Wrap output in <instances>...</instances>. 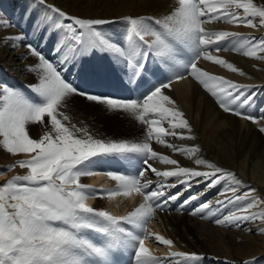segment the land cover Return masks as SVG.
<instances>
[{
  "label": "snow or ice",
  "instance_id": "1",
  "mask_svg": "<svg viewBox=\"0 0 264 264\" xmlns=\"http://www.w3.org/2000/svg\"><path fill=\"white\" fill-rule=\"evenodd\" d=\"M38 3L46 5L52 15L46 13L36 29L47 26L49 34H60L52 49L55 60L32 43L23 44L27 37L22 32L0 36V41H7L12 48L23 45L31 57L37 58L35 64L26 65L36 75L35 82L26 86L32 95L0 83V149L26 157L5 166L8 171L23 169L24 174L0 183V264H202L204 257L196 252L170 251L158 257L145 241L154 236L158 243L173 246L172 239L147 232L146 225L157 210H164L170 203H175L179 212L199 200L203 193L190 195L182 202L181 197L193 184L203 181H207L206 189L223 182L218 193L223 199L215 204H230L234 210L218 215L220 207L213 208L205 201L193 207L190 215L225 227L264 222V210L253 211L264 204V199L254 195L255 189L238 194L245 185L235 173L195 157L199 151L196 147H177L166 140L194 139L176 131L190 133L192 129L166 94L173 81L186 77L202 85L224 112L253 123L264 119V110L260 117L247 111L253 99L248 94L250 86L198 66L200 60H205L245 75L212 54L222 48L264 60V37L206 27L210 23L264 27V4L254 0H176V6L160 16L123 17L126 31L113 35L101 28L112 21L69 15L47 4V0ZM11 26L9 20L0 17V28ZM94 57L106 59L108 64L94 61ZM69 67L74 69L73 79L66 75ZM112 72L118 74L121 85L131 86L134 98L97 95L82 87L102 83ZM75 96L133 114L145 126L144 139L105 140L77 127L62 111ZM31 125L43 126L46 131L33 138ZM259 131L264 132V125ZM152 141L209 170L181 166L178 160L155 151ZM153 161L173 167L160 170ZM112 163L119 167L111 168ZM101 168L115 187L98 191L82 183V177L95 175ZM149 173L163 179L154 182L148 178ZM169 178H175V183ZM178 184L183 191L173 193ZM133 193L142 200L124 215L87 203L90 197H128ZM256 231L264 234V226Z\"/></svg>",
  "mask_w": 264,
  "mask_h": 264
},
{
  "label": "bare ground",
  "instance_id": "2",
  "mask_svg": "<svg viewBox=\"0 0 264 264\" xmlns=\"http://www.w3.org/2000/svg\"><path fill=\"white\" fill-rule=\"evenodd\" d=\"M254 2L258 5L264 4V0H254ZM47 4L55 5L69 15L112 21L113 23L101 26V28L113 35H118L126 31V24L123 21V17L128 15L160 16L175 7L176 0H47ZM240 11L242 13V10ZM46 13L52 15L46 5L39 4L38 0H0V17L6 18L7 20L11 18V21H9L11 25H13L7 28H0V36L9 34L15 35L22 32L27 37L23 44L32 43L50 60H55L52 49L57 43L60 35L59 32L52 31L51 34H49V28L47 26H42L39 30L35 27L37 24L42 23V18ZM256 22H259L258 18ZM207 28H209V30L239 32L256 38L264 37V27L249 28L243 25L235 26L226 23H215L211 24L209 27L207 26ZM30 33L33 34L31 35ZM49 42V45L46 44ZM45 48L47 50H45ZM222 51L223 52L220 53H215L213 51L212 54L232 63L235 67L241 69L245 75L241 76L238 73L230 72L219 65L205 60L202 62L199 61L200 63H198V66L210 74L225 77L241 85H248L251 91H262L261 93L264 94V60L245 57L242 53L232 51L231 49L228 50L229 52H226L227 50L222 48ZM96 59L98 58H93L94 61ZM103 61L108 64L106 59H103ZM36 62L37 58L31 57L28 54V49L23 45L12 48L7 41H0V83L19 88L26 94L32 95L26 86L35 82L36 75L35 73L29 72L26 65L35 64ZM70 68L71 67H69V69ZM72 70L74 71L73 68ZM187 78L190 79L191 77H186V79ZM193 80L192 85L190 84L191 82L185 79L172 84L170 90H166V94L174 100L175 106L183 112L184 117L188 120L192 129L190 133H188L187 130L181 129H177L176 131L183 132L185 135H190L194 137V139L167 137V142L175 144L177 147L198 148L199 151L195 154V157L205 159L218 167L230 170L243 181L245 187L240 190V193L247 192L244 190L251 187V189L256 190L254 193L255 195L259 194L260 197L264 199L263 132L258 131L255 127L256 124L250 120L245 122L242 129L240 118L231 113L224 112L216 103L215 98L212 97L202 85ZM259 97L260 96L255 97L253 102L257 101L260 103ZM87 103L90 105H87ZM92 104L99 105V107L102 105L103 107L106 106L101 103L88 101L84 97L75 96L68 102L67 108L62 109V111L71 117V123L87 129L88 132L96 138L105 140H113L112 138H115L116 140L115 136L111 137L104 133L92 131L87 121L85 124L82 115L77 111V107L84 106L86 110H88L92 108L90 107ZM185 104L188 105L187 108H185ZM107 109L108 110H104L105 114L119 121L121 124V129L117 132L118 134L135 135L134 129L138 124L142 125L138 123L131 113L122 110H111L108 107ZM262 110L263 108H260V112ZM80 111H82V108ZM256 111H258L257 108ZM192 114L197 115L196 119L189 121V117ZM259 122L264 125V119H261ZM221 123H224L227 129L219 130ZM42 128L43 126L38 125L30 126V133L33 138H39V135L43 134L44 128ZM137 135L140 137L139 134ZM143 139L144 136L140 141ZM152 146L158 153L168 155L170 158L178 160L181 166H187L201 171L209 170L204 166H197L194 163V159H190L188 156L178 152H173L171 149L157 144L155 141H152ZM22 156L23 154L20 156H12L0 149V170H3V175H6L7 179L13 175L24 174L25 170L23 169L14 168L8 171L5 167L14 163L15 160L24 157ZM151 163L160 170L173 167L161 164L159 161H153ZM85 177H87V181L91 182L92 185L97 184L98 188L95 186L94 188L98 191L108 186V182L101 178L100 173ZM85 177H82L81 181H83ZM148 178L152 179L154 182L163 179L151 173H149ZM169 179L171 182L175 183V178ZM84 184L87 183L84 182ZM111 184L115 187L113 181H111ZM206 184L207 181L193 184L188 191L183 193L181 202L195 192V194L201 193L197 191H200L202 187H204L206 191L208 190L207 192L217 189L220 192L224 187V184L221 183L212 189H206ZM173 191H183V186L178 184L177 188L172 189V192ZM229 195L231 194L229 193ZM205 196L206 194L202 195L199 200L194 201L193 204L187 206L183 211H176L175 203H170L169 207L157 211L156 216L161 223V229L155 223L158 228H156V231H158L157 234H164L166 238L172 239L177 248L182 251L200 254L204 257L203 260L208 261L211 258H215V264H225L231 260L237 262L250 259L260 254L264 255V246L260 244L264 243V237L252 238L243 233L246 230L242 232L238 231L237 227L218 226L208 219H201L199 216L190 215L189 212L192 210L191 208L205 202ZM217 199H223V197L217 196L211 199L213 200L210 201L213 208L220 207L215 204ZM92 201L94 202L92 206L108 210L114 215H120L122 212L124 215L139 203L136 200L135 193L128 197L116 196L108 198L106 195L103 197H90L87 203L91 204ZM171 207H174L175 210H169ZM232 210H234V206L227 204L220 207L218 215H227ZM253 211H256V208H254ZM245 223H252L247 229L250 227L254 228V230L257 229L256 226L258 224H255V222ZM146 245L148 244L146 243Z\"/></svg>",
  "mask_w": 264,
  "mask_h": 264
},
{
  "label": "rangeland",
  "instance_id": "3",
  "mask_svg": "<svg viewBox=\"0 0 264 264\" xmlns=\"http://www.w3.org/2000/svg\"><path fill=\"white\" fill-rule=\"evenodd\" d=\"M10 11H11V8H10ZM9 20L11 21V18H9ZM209 26H211V23L209 24ZM208 26V27H209ZM209 29V28H208ZM31 35L33 34V33H30ZM30 35V36H31ZM49 39V38H48ZM26 41V40H25ZM51 42V41H50ZM50 42L49 43H46V44H50ZM46 49V48H45ZM47 50V49H46ZM222 51V50H221ZM221 51H219L218 53H220ZM215 52V51H214ZM226 52H229V51H226ZM216 53V52H215ZM44 54V53H43ZM203 60H200V62H202ZM199 62V63H200ZM192 78H190V79H188V82H191L190 84L192 85ZM193 81H195V80H193ZM256 93L254 92L252 95L253 96H256L255 95ZM262 95H260V97L259 98H261L264 94L263 93H261ZM263 98H264V96H263ZM201 103V102H200ZM89 103H87V105H88ZM90 105V104H89ZM90 107H92V108H90V109H88V110H86V107H84V106H78L77 107V111H78V113H80L81 115H82V118H83V120H84V122H85V124H86V121L88 122V124H89V126H90V128L92 129V131H94V132H97V133H104L105 135L107 134V135H109V136H115L116 137V140H130V141H134V142H139L140 141V139L141 138H143V136H145V126L144 125H137V127L136 128H138V129H134L135 131V135H133V134H131V135H124V134H122V133H120V134H118L117 132H118V130H120L121 129V124H120V122L119 121H117V120H115V119H113L112 117H110V116H108L107 114H105V112H104V110H108L107 109V106H104L103 107V105L102 106H100L99 107V105L97 106L96 104H92ZM188 107V105L187 104H185V108H187ZM81 108H82V111H80L81 110ZM196 116L197 115H190V117H189V121H192V120H194V119H196ZM240 120H241V123H242V129H243V127H244V125H245V122H247V120H245V119H243V118H241L240 117ZM260 121V120H259ZM138 123H140L139 121H138ZM141 124V123H140ZM256 125H255V127L258 129V131H259V127L260 126H262V124L260 123V122H258V123H255ZM78 127V126H77ZM80 127V126H79ZM81 128V127H80ZM43 129V128H42ZM222 129H227V126L224 124V123H221V126H219V130H222ZM43 131H46V129H43ZM137 134H139V136L141 137H138V135ZM263 134H264V132H263ZM133 136V137H132ZM113 140H115V138H112ZM24 156V155H23ZM22 156V157H23ZM23 158H26L25 156L23 157ZM1 171V170H0ZM3 171V170H2ZM7 179V176L6 175H0V183H3L5 180ZM85 179H86V181H85ZM85 179H84V181L87 183V182H89V181H87V177H85ZM222 184H223V182H222ZM88 185H92V183L91 182H89V184ZM96 188H98V186H97V184L96 185H94ZM106 189V188H105ZM249 189H251V187H249L248 189H246V190H244V191H249ZM205 191V192H204ZM208 191V190H207ZM205 189H204V187H202L201 189H200V191L198 190L197 192H201V193H203V195L204 194H206V196L204 197V201H213V200H211L213 197H217L218 196V193H219V190L217 189V190H213V191H209V192H207ZM196 193V192H195ZM194 193V194H195ZM212 193V194H211ZM242 193V192H241ZM241 193H238V194H241ZM211 195V199H208L209 198V196ZM255 195V194H254ZM258 197H260V195L259 194H256ZM261 198V197H260ZM262 199V198H261ZM102 201H104V200H102ZM262 206H264V204H261L260 206H259V208H256V211H260V210H264V207H262ZM262 208V209H261ZM225 215V214H224ZM157 225H158V227L161 229V223H160V220H159V218L156 220V222H155ZM252 223H249V224H247V223H244L242 226H240L239 228H237V230L238 231H242L243 232V230L245 231L250 225H251ZM255 224H258L256 227H260V226H264V222H260V221H255ZM157 225H155L154 226V223H153V225L152 226H154V227H152L151 226V228H153V229H155V232H154V234H157V232L158 231H156L158 228H157ZM157 228V229H156ZM250 229H252V231L251 232H248V231H245V232H243L245 235H249V236H251L252 238L253 237H264V234H258L257 233V231L256 230H254V228H251L250 227ZM254 230V231H253ZM159 234V233H158ZM162 234H163V232H162ZM161 235V234H160ZM162 236H164L165 237V235L163 234ZM166 238V237H165ZM152 240L156 243L155 244V246H152V247H149V249L151 250V251H157V252H159L160 254H162V255H164V254H166V253H169V250H175V251H182V250H180L179 248H177V246L175 245V243H174V247L172 246L171 248H169L168 246H165V245H162V244H160V243H158L156 240H155V237L153 236V238H152ZM262 246H264V243H260ZM152 248V249H151ZM249 260H251V261H253V264H264V255H257V256H254V257H252V258H250V259H246V260H241V261H228L227 263H225V264H243V262L244 261H249ZM206 261V262H205ZM204 262V264H215V258H211L210 260H204L203 261Z\"/></svg>",
  "mask_w": 264,
  "mask_h": 264
}]
</instances>
